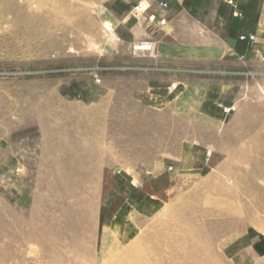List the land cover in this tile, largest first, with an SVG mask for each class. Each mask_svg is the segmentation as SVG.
Returning a JSON list of instances; mask_svg holds the SVG:
<instances>
[{"label": "rangeland", "instance_id": "1", "mask_svg": "<svg viewBox=\"0 0 264 264\" xmlns=\"http://www.w3.org/2000/svg\"><path fill=\"white\" fill-rule=\"evenodd\" d=\"M105 3L0 0V264H264V75L170 69ZM181 78L230 90L153 110Z\"/></svg>", "mask_w": 264, "mask_h": 264}, {"label": "crops", "instance_id": "2", "mask_svg": "<svg viewBox=\"0 0 264 264\" xmlns=\"http://www.w3.org/2000/svg\"><path fill=\"white\" fill-rule=\"evenodd\" d=\"M229 1L232 4L227 0H110L103 9L113 32L125 31L129 46L151 41L159 63L170 69L201 64L238 70L239 79L249 71L264 75V0ZM188 79H179L186 82H180L183 87L174 98L166 88L152 84L150 107L160 110L169 99L175 111H183L182 95L199 96L195 109L201 114L204 104L214 108L230 90V85Z\"/></svg>", "mask_w": 264, "mask_h": 264}, {"label": "built area", "instance_id": "3", "mask_svg": "<svg viewBox=\"0 0 264 264\" xmlns=\"http://www.w3.org/2000/svg\"><path fill=\"white\" fill-rule=\"evenodd\" d=\"M228 3L232 4L231 1H228ZM165 7V6H164ZM250 40H252V37H249ZM148 50H150V46H147ZM192 73H196V74H205L206 72H202V71H192ZM172 88H174V86H172ZM224 112L227 114L229 112V109H224Z\"/></svg>", "mask_w": 264, "mask_h": 264}]
</instances>
